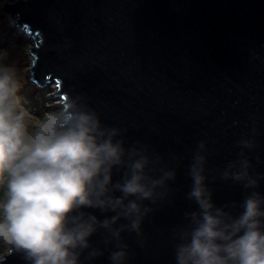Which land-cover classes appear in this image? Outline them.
<instances>
[{
  "label": "water",
  "instance_id": "95a60500",
  "mask_svg": "<svg viewBox=\"0 0 264 264\" xmlns=\"http://www.w3.org/2000/svg\"><path fill=\"white\" fill-rule=\"evenodd\" d=\"M62 103L0 264H264V0H13Z\"/></svg>",
  "mask_w": 264,
  "mask_h": 264
},
{
  "label": "rangeland",
  "instance_id": "374dc122",
  "mask_svg": "<svg viewBox=\"0 0 264 264\" xmlns=\"http://www.w3.org/2000/svg\"><path fill=\"white\" fill-rule=\"evenodd\" d=\"M12 1L0 0V164L14 170L13 175L0 171L3 252L19 228L20 216L29 213L31 202L37 199L41 184L47 179L30 151L46 147L52 135L45 122L62 114L60 99L53 98L56 94L53 86L42 89L30 81V48L34 40L21 28L14 27L15 19L3 11Z\"/></svg>",
  "mask_w": 264,
  "mask_h": 264
},
{
  "label": "bare ground",
  "instance_id": "6f19581e",
  "mask_svg": "<svg viewBox=\"0 0 264 264\" xmlns=\"http://www.w3.org/2000/svg\"><path fill=\"white\" fill-rule=\"evenodd\" d=\"M14 20V18H13ZM15 21V20H14ZM53 86V91H55L56 87L54 85ZM62 104V103H61ZM59 104V105H61ZM61 122L60 118H51V119H47L46 120V125L51 129V135L53 134V131L55 129V127ZM49 141L48 140L45 144H46V147H38L32 151H30V155L34 158V160L36 161V166L38 167L39 165V161H40V158H41V155L45 152L46 148L48 147L49 145ZM45 183V182H43Z\"/></svg>",
  "mask_w": 264,
  "mask_h": 264
},
{
  "label": "trees",
  "instance_id": "16d2710c",
  "mask_svg": "<svg viewBox=\"0 0 264 264\" xmlns=\"http://www.w3.org/2000/svg\"><path fill=\"white\" fill-rule=\"evenodd\" d=\"M0 171L1 172H5V173H7V174H9V175H13L14 174V170L13 171H10V170H7L6 168H4L3 166H1V164H0ZM34 172V171H33ZM3 220H4V209H2L1 207H0V224L3 222ZM16 225L15 224H13V228L15 227ZM3 252V250H2V247H0V254Z\"/></svg>",
  "mask_w": 264,
  "mask_h": 264
}]
</instances>
